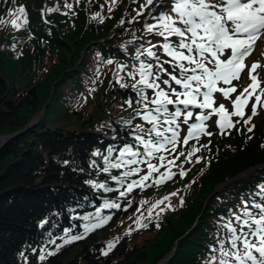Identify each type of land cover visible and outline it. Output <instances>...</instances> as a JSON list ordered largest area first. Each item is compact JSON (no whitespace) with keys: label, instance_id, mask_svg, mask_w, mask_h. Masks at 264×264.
I'll list each match as a JSON object with an SVG mask.
<instances>
[{"label":"trees","instance_id":"1","mask_svg":"<svg viewBox=\"0 0 264 264\" xmlns=\"http://www.w3.org/2000/svg\"><path fill=\"white\" fill-rule=\"evenodd\" d=\"M18 1L26 14H30L32 24L21 23L19 27L0 24V137L21 131L36 112L43 110L45 115L37 125L0 147V264H155L171 251L174 241L197 217L199 225L178 241L166 264H210L213 260L210 256H215L212 249L219 251L220 242L228 237L221 223H233V218L242 217L245 211L256 215L258 209L254 204L264 205V148L254 147L252 143L244 146L238 137L226 139L228 146L213 143L210 148L204 147L195 155L202 159L203 169L189 178L188 195L180 207L162 214L158 221L147 222L139 234L119 232L112 239L102 240L101 234L130 215L127 211L131 206L126 197L130 193L127 186L132 182L122 177L121 168L104 172L105 158L116 163L121 159V151L131 147L141 153L136 157L138 166L135 167H143L148 165L147 161L152 163L155 152L148 156L136 140L141 136L155 142V134H147L145 130L131 133L129 120L122 118L129 104L140 121L144 112L158 116L157 108H152L158 106L136 98L125 70L141 69L143 65L156 83L161 74L179 79L182 75L151 58L167 59L164 54L158 55L161 49L157 42L164 40L157 33L146 31L136 35L133 42L111 43L137 33L136 25L140 23V19L133 18L117 30L119 21L113 23V20L118 19L120 10L111 7L112 0L72 3L60 0V4L59 0H46L55 10L54 21L44 1L35 0L37 6L45 3L41 17L38 8L28 0ZM19 8L15 0L10 21L26 17L19 15ZM153 19H149L150 23ZM153 40L156 42L153 47L136 56L137 50H143ZM166 43L175 48L179 39L172 38L162 46ZM92 51L104 58L100 59V66L85 59ZM149 51H154V55L149 56ZM112 58H117L114 63L119 62L121 70L115 80L117 84L106 81L98 86L99 76L107 71L102 66L104 60L111 63ZM18 77L25 82L21 86H18ZM68 78L74 81L69 82ZM65 83L72 86L65 87ZM151 91L156 94L158 90ZM88 93L98 100L80 128L70 131L56 128L60 127V119H69L78 94L88 96ZM74 115L71 113L70 119ZM158 117L161 122L162 118ZM245 135L247 140L254 141L264 138V131L256 127ZM124 159L133 158L126 155ZM250 168L254 169L246 177L226 183L212 195L218 189L216 186ZM98 183L113 191L92 186ZM132 191L138 194L137 188ZM120 192L125 195L121 196ZM105 202L117 203L119 208H105ZM85 216L89 219L84 220ZM107 217L111 219L91 228ZM86 227L91 230L85 231ZM206 229L214 231L208 233ZM75 235L83 238L64 243ZM143 235L146 237L141 240ZM109 244L113 245L111 249ZM41 255L45 256L43 261L39 259ZM215 264H219L218 260Z\"/></svg>","mask_w":264,"mask_h":264},{"label":"rangeland","instance_id":"2","mask_svg":"<svg viewBox=\"0 0 264 264\" xmlns=\"http://www.w3.org/2000/svg\"><path fill=\"white\" fill-rule=\"evenodd\" d=\"M29 3L32 6H35L38 8L39 12H45L44 7L46 3V8H50V18L52 21L55 19V10L51 9V5H47L46 0H42V7H41V2L39 6H37V3L35 0H28ZM53 2H56L57 0H52ZM72 1L75 0H71ZM17 5L21 8V3L16 0ZM109 2H107L108 4ZM113 8L119 11V16L117 20H113V23L116 21L118 22L119 27L117 28L120 29L121 27L125 26V23L127 21H131V19H140V23L136 25V28H138L137 33H132L129 35V38L121 39L120 41H114L112 40L111 43L115 42H120V43H126L134 40L136 35L142 34L143 32L148 31L149 27H152L153 30L151 32L157 33L160 38H165L164 36L159 35V33L162 31V28L160 27L161 21L159 19L160 16L162 15H171L175 17V13L172 12L171 7L169 6L171 3V0H164V2H161V0H153L152 4H148L147 0H112L111 1ZM58 4H60V0L58 1ZM15 5V0H0V24H7V26H12L13 23L10 19L13 16V11L12 8ZM134 5V6H133ZM143 5V6H142ZM62 6V5H61ZM145 8L147 10H145ZM145 10V11H144ZM144 12V13H143ZM26 14V11H25ZM11 15V16H10ZM26 16V17H25ZM134 16V17H133ZM24 19H18L15 20L17 25L23 24H32L30 22V14L24 15ZM41 17V15H40ZM154 18L151 23L149 19ZM22 21V22H21ZM178 27H183V25H177ZM167 35V34H166ZM174 36V37H173ZM175 35L168 36V38L175 39ZM81 39V38H79ZM78 39V40H79ZM164 41L157 42L159 45V48L161 49V52L158 51V55L164 54L166 57H168V62L170 64H173L176 66L178 61H175L172 59V57L168 56L167 53L165 52L164 47L162 44L166 42V39H163ZM133 42V41H132ZM156 44L154 40L152 42L147 43L143 50L139 49L136 51V56L139 55V53H142L146 51L148 48L153 47ZM159 49V50H160ZM64 50V49H63ZM62 50V51H63ZM142 51V52H140ZM152 53H155L154 51H151ZM229 51H226L222 56L221 59L227 60L230 58ZM135 55V54H134ZM85 59L88 61H93L97 65H99L100 59H104L100 54H98L97 51H92L90 55H86ZM163 59V58H162ZM111 63H107V59L104 60L105 65H102L103 67L107 68V71L99 76V82L101 84H98V86H101L104 84L106 81H112L116 83V78L120 76L121 70H119V62L115 64L114 62L117 61V58H112ZM103 62V60H102ZM186 63V62H184ZM253 63H258L260 67L256 69L254 73L250 71L251 65ZM244 64L246 67L242 71L247 75V78L244 83H242V79L240 80H235L234 85L230 87H235L236 91L232 92L229 94L227 98L223 97V94L220 92L213 93L212 99L215 101L214 104L212 105V108H219L221 104H223L224 108L227 110L228 115L231 117V122L234 125L233 127H225L221 129L220 124H221V119L220 115L217 113H214L212 111V108H207L203 111L193 109L189 107L188 109H184L183 106L179 107L182 111V115L180 117H177L175 119V123L168 124L165 123V119L170 117H167L166 113H162L163 119H161L162 122H160L157 126H160L162 128L168 129L172 128L178 132V137H177V142L175 144L167 143L165 144L164 148L161 149L158 152H154L153 154V159L152 163L153 165L156 166L158 171L152 172L149 179L145 181V187H135L138 189V194L136 195L134 191H131L129 193V196L126 197L128 200L131 208L127 211L128 214H130L126 219L120 221L114 228L109 229V231L103 233L100 235V238L102 240H109L114 238L113 236L116 235L119 232L122 233H127L129 235H135L139 234L140 231L142 230V227L147 223V222H152V221H158L163 214H168L171 212H174L178 207L181 206L182 202L187 198L188 195V189H189V178L192 177L194 178V172L197 174L201 169H203V165L201 164L202 159H200L198 156L195 157L196 153H199L202 151L204 147L210 148V146L213 143H216L218 145L223 144V146H228L226 139L234 140L235 137H238L242 139V143L245 145L252 143L254 147H260L264 148V138H259L258 140L254 141H249L246 139V131L249 129L255 130V128H259L262 131H264V35H261L259 37V41L256 42V47L254 50V53L250 54L246 59ZM100 66V65H99ZM211 67V65H209ZM191 67V66H189ZM87 68V67H84ZM143 71L145 73V76H141V70L142 69H137L135 67H132L131 70L126 69L125 71L129 74V78L131 79V89L133 90L134 95L136 96L137 99L139 100H144L146 99L152 103L153 106H157V104L153 103L154 100L158 99L157 95L151 91V88H147L143 83L140 81L142 78L147 79L149 83H156L153 81L151 74L149 75L146 70ZM103 72V71H102ZM99 73L98 75L102 74ZM241 72V74H242ZM85 73V72H84ZM189 75L193 73H188ZM199 74V73H196ZM252 75H258V80H257V87L255 90H253L250 85L253 84V81L251 79ZM79 76H82V73L80 71ZM140 77V79H139ZM80 77H78L79 79ZM19 81L18 86L23 85L22 78L18 77L17 78ZM118 79V78H117ZM69 82H73V78H68L67 79ZM161 82L158 83L160 85V88H162L165 92L169 93V98L176 100V97L172 94L171 89L167 84H164L165 80H168L169 83L171 84L172 88H174L177 92H183L185 89L179 88L180 85H176L175 82L173 81V84L171 83L170 79L167 77H161L160 78ZM117 82H120L118 80ZM125 86H127L126 79H124ZM66 84V83H65ZM91 84V83H90ZM117 84V83H116ZM233 84V83H232ZM72 86L69 83L65 85V87ZM224 83L220 82L219 87L220 88H225L227 89L228 87L223 86ZM92 86H94L92 84ZM194 86L195 83H194ZM95 87V86H94ZM128 87V86H127ZM70 88V87H68ZM129 88V87H128ZM141 90H137V89ZM248 89V92L245 93L244 89ZM159 90V89H157ZM87 91V90H86ZM207 91V89L201 87V93ZM99 91H97L98 93ZM252 94V98H248L247 95ZM88 96H80L78 94L79 99L75 101L74 106L72 107V111L69 112V119H60L62 122L60 123V127L56 128H61L63 131L64 130H77L80 128L81 122L86 121L87 117L89 114H91L90 108L93 107V105L97 102L98 98L97 97H91L90 94H87ZM245 95V97H244ZM117 97V95L115 96ZM114 97V98H115ZM146 97V98H144ZM240 97L242 99H247V104H250V102L254 103V107H256V111L254 116L250 119V121L243 122L242 120L246 119L248 116V113L252 110V107L247 106L246 108L244 107L243 112L244 116L241 118L239 116L233 115V113L236 111L235 108V102L237 98ZM257 97H260L259 101L257 100ZM184 97H181L183 99ZM202 100V97L200 98ZM142 100V101H143ZM245 105V106H246ZM129 108H125L126 111L122 114V118L125 120H129L128 123V129L131 130V133L136 132L138 129L136 127H141L145 131L148 129L152 128V124L148 123L145 119H142V121L138 120L137 117L139 115L135 114V111H132L133 105L129 104ZM168 107V112H174L176 110V107ZM156 108V107H152ZM191 111L192 116L190 118H187V122L185 123L186 119V112ZM157 112V111H156ZM73 113L75 114L71 119H70V114ZM88 113V114H87ZM148 113L152 112H144L143 116L147 115ZM159 113V112H157ZM83 115L79 117V115ZM37 115V116H36ZM45 114L43 110L36 112L35 116L31 119L29 123H27L21 131H18L10 136L7 137L5 141L0 143V147L8 143L9 141L17 138L22 132H25L26 130L32 128L33 126L37 125ZM153 116H156L152 113ZM160 115V114H159ZM201 115H207L209 116L208 120L205 121H200L197 119L198 116ZM253 115V114H252ZM257 115V116H256ZM79 117V119H78ZM238 118H241L239 120ZM202 123L205 129V132L199 133L198 132V138L197 136H193L192 138H188V132L191 130L190 125L192 124H200ZM259 123V124H258ZM255 124V128L254 127ZM150 126V127H148ZM246 127V128H245ZM133 129V130H132ZM163 130V131H164ZM250 131V130H249ZM147 134H149L147 132ZM241 136H237V135ZM165 135L168 136L169 138L171 137V132H165ZM250 138H254V136H248ZM185 141H187L185 143ZM135 142V141H134ZM138 142V141H137ZM138 144H140L138 142ZM194 149L196 151H194ZM128 157V156H127ZM161 157L163 159H161ZM131 160V159H129ZM118 162V161H116ZM131 167L128 168L127 166H122L121 167V173L122 177L126 178L130 181L133 180H140L142 176L148 175L149 170H148V165L147 166H138V164L130 165ZM139 169L138 173H133L129 177H125L124 173L130 171L131 169ZM251 172V171H250ZM171 173V179H163V181L159 184L155 183L157 180H162L166 174ZM181 173H184L181 175ZM247 175V174H246ZM246 177V176H245ZM217 187V186H216ZM222 187H219L216 191L213 190L211 193L212 195L220 190ZM166 197L168 199H166ZM129 198H131L129 200ZM160 201H163V203H160ZM259 211V210H258ZM240 216V215H238ZM241 217V216H240ZM244 219H247V217L242 216L241 221L237 222L236 218H233V223L231 225L234 227L233 224L237 225L239 227V223H242ZM199 219L198 217L194 220L193 224L189 229H187L183 235L178 237L174 243L172 244L171 251L168 253L170 254L173 251V248L176 250V246L179 240L186 238L190 232H192L198 225H199ZM228 222L221 223L223 229L222 231L227 232L228 237L224 238L222 241L224 243V246L227 248H230V232L228 231L226 225L229 224ZM214 230L211 229H206V232H211ZM222 231L220 232V235H222ZM246 231H248L246 229ZM239 234V230H238ZM143 237H146L145 235L141 236L140 239L143 240ZM253 240H256L255 237H253ZM135 243V241H133ZM221 243V242H220ZM258 243V240H257ZM174 250V251H175ZM214 251L215 256H210V260L215 259L218 260L219 262V256H220V251L217 249H212ZM174 253V252H173ZM166 254V256L168 255ZM164 256V257H166ZM163 257V258H164ZM157 261L155 264H158L161 260ZM248 264H251V262H248Z\"/></svg>","mask_w":264,"mask_h":264},{"label":"snow or ice","instance_id":"3","mask_svg":"<svg viewBox=\"0 0 264 264\" xmlns=\"http://www.w3.org/2000/svg\"><path fill=\"white\" fill-rule=\"evenodd\" d=\"M148 4H152L153 0H147ZM164 2V0H161ZM172 12L176 15H162L159 17L162 31L159 35L164 36L165 39L168 36L175 35L179 37V43L174 48L171 44H165L163 47L168 56L173 60L178 61L176 67L183 74V79L177 78L175 75L170 74V78L176 85H180L185 91L177 92L172 88L168 80L164 81L171 89L172 94L176 97V100L169 98V93L160 88L159 84L149 83L147 79L142 78L140 81L147 88L159 89L156 95L158 99L153 103L157 104V112L166 113L167 117L165 123H175V119L182 115V111L179 107H176L174 112L169 113L167 105H183L184 109L192 107H198L202 109L212 108L214 100L212 99L214 92H220L224 98H227L230 93L235 92V87H229L227 89L217 87L220 82L224 84H231L233 80H239L240 74L246 67L244 60L255 50L256 42L261 35H264V0H171L169 5ZM69 7H71L69 5ZM18 13L21 16L26 15L24 8H19ZM13 25L19 27L16 21H12ZM183 25L178 27L177 25ZM152 27L148 28L151 32ZM167 34V35H166ZM185 50V51H181ZM230 58L227 60L221 59V56L229 51ZM187 52V54H185ZM149 56L154 54L149 51ZM186 62V63H184ZM211 65V67H209ZM191 66V67H189ZM143 65L141 66V76L144 77ZM260 67L258 63L251 65V72H255ZM188 73H193L189 75ZM199 73V74H196ZM150 75V73H148ZM251 79L253 84L250 87L255 90L258 77L252 75ZM194 83L196 86H194ZM123 87V85H122ZM201 87L207 89V91L201 93ZM245 93L248 89H244ZM181 97H184L181 99ZM202 97V100L200 99ZM260 97H257L259 101ZM247 104V99L237 98L235 102L236 111L233 115L243 117V109ZM214 113L220 115L221 129L225 127H233L231 117L228 115L227 110L223 104L220 107L212 108ZM255 109H253V115ZM192 116V112H186L185 123L187 118ZM148 123L152 124V128L148 129L149 134H155V142L153 139L144 140L141 136H137L136 140L144 147L146 154L152 156L153 152H158L164 148L165 144H175L177 142L178 132L172 128L159 130L157 127L160 119L158 116H153L152 113H148L143 117ZM200 121L209 119L207 115H201L197 117ZM188 138L197 136L198 132H205L204 126L200 124H192L189 126ZM251 131V129H249ZM138 131L143 132L144 129L138 127ZM165 132H171V137L165 135ZM187 141H185L186 143ZM111 151V150H110ZM194 151H196L194 149ZM131 156L133 159H124L125 156ZM141 153L133 151L131 147H125L120 153L121 159L113 163L110 159L105 158V167L103 171L108 173L110 169H119L124 165H134L138 163L136 157ZM161 159H163L161 157ZM148 163L149 174L142 176L140 180H133L128 184V191L131 192L134 187H145V181H147L152 172L158 171L155 165ZM138 173L139 169H131L124 173L125 177L131 176L133 173ZM184 173H181L183 175ZM113 180H117V177H111ZM163 179H171V173L166 174L162 180H157L155 183L159 184ZM123 183V181H118ZM88 183H92L89 181ZM94 188L103 189L105 192L113 191L112 188L106 187L104 183H98L92 185ZM264 191V186H262ZM121 196H124V192H120ZM166 199H168L166 197ZM163 203V201H160ZM105 208H119L117 203L105 202ZM254 207L258 209V213L253 215L251 212L245 211L243 213L244 219L242 223H239L238 228L233 227L231 223L226 225L230 232V248H225L224 243L220 244V256L219 264H264V205L259 203L254 204ZM84 220H88L89 217H83ZM111 217L100 219L99 223L94 224L91 228L100 227ZM237 222L241 221V217H236ZM91 228L86 227L85 231H90ZM247 229L248 231H244ZM249 236L255 237L256 240H250ZM82 235L72 236L70 239H65L64 243H72L76 240L82 239ZM258 240V243H257ZM58 246V250H59ZM109 249L113 247L109 244ZM215 251V250H214ZM254 253H257L255 255ZM54 255L55 253H48ZM107 255V252L104 253ZM41 261L45 259L44 255L39 257ZM210 264H215L213 259Z\"/></svg>","mask_w":264,"mask_h":264},{"label":"water","instance_id":"4","mask_svg":"<svg viewBox=\"0 0 264 264\" xmlns=\"http://www.w3.org/2000/svg\"><path fill=\"white\" fill-rule=\"evenodd\" d=\"M7 139V137H0V143H2L3 141H5ZM256 168V167H254ZM254 168H250L248 170H246L245 172L237 175L236 177L229 179L228 181L219 184L217 187H222L223 185H225L226 183L232 181V180H236V179H240L246 176V174L250 173V171H252ZM216 191V190H215ZM175 248H173V251L168 254L166 257L163 258V260H161L158 264H166L167 260L172 256L173 252H174Z\"/></svg>","mask_w":264,"mask_h":264}]
</instances>
